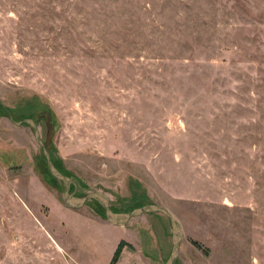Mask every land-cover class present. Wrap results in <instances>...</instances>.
<instances>
[{"label":"rangeland","instance_id":"rangeland-1","mask_svg":"<svg viewBox=\"0 0 264 264\" xmlns=\"http://www.w3.org/2000/svg\"><path fill=\"white\" fill-rule=\"evenodd\" d=\"M9 114L75 197L167 209L173 264H264V0H0V264H164L163 215L68 232L104 210Z\"/></svg>","mask_w":264,"mask_h":264},{"label":"water","instance_id":"water-1","mask_svg":"<svg viewBox=\"0 0 264 264\" xmlns=\"http://www.w3.org/2000/svg\"><path fill=\"white\" fill-rule=\"evenodd\" d=\"M8 117L15 126L19 127L25 124V125H28L33 130L36 142L43 152L49 173L55 179L60 181L64 186V205L65 207H67L68 209L75 210V209L82 208L88 201H91V200L96 201L103 208L106 221L110 225H113L116 227H124L128 224L130 220L136 217H139L141 215H144V214H160V215L165 216L168 219L169 224H170L171 239H172V249L170 251V254L165 264L174 263L175 259L178 256L179 245L182 240V232H181V228H180L178 220L167 209L161 206H158V205L149 204V205H144L142 207L135 208L132 211L127 212V213H114L110 208L109 196L103 192L97 191L93 193H88L81 197H75L77 187L74 181L62 175L52 165L49 152L40 139V132H39V129L35 121L32 119H23L21 121H14V119L12 118L10 114ZM71 185L74 186V191L72 193H68L69 187Z\"/></svg>","mask_w":264,"mask_h":264},{"label":"crops","instance_id":"crops-1","mask_svg":"<svg viewBox=\"0 0 264 264\" xmlns=\"http://www.w3.org/2000/svg\"><path fill=\"white\" fill-rule=\"evenodd\" d=\"M67 208V207H66ZM83 208V207H82ZM82 208H80V209H82ZM68 209V208H67ZM68 215V214H67ZM68 216H71V215H68ZM136 218H138V217H136ZM135 219V218H134ZM72 220H74V221H76L77 223V225H72V224H70V228L68 229V232L70 231V229L71 228H73V230H75V231H78V233L77 234H82V232H84V233H86V234H88V232L91 230V226H97V227H100V228H105V229H108V230H112V228H119V229H121L122 231H125L126 229V227H127V225L133 220H130L129 222H128V224L126 225V226H124V227H116V226H113V225H110V224H108V223H106V222H103V221H100L99 219H97V218H95V217H93V216H91V214H88L87 212H79V213H76V217L75 218H73ZM78 220H81L82 221V223H78ZM64 230H65V234L63 235L64 236V238L66 239L67 238V235L69 234L68 232H67V234H66V227L64 228ZM121 241H123V240H121ZM120 242V241H119ZM124 242L125 243H127L128 245H130L131 246V250H134L135 249V246H134V244L132 243V242H130V241H125L124 240ZM164 244V246H163V249H162V256L165 258V254H167V252H168V242L166 241V243L164 242L163 243ZM128 247H124L123 249H122V251L121 252H125L124 250H126ZM161 256V257H162ZM163 261H164V259H163ZM163 261H162V264H163ZM165 264V263H164Z\"/></svg>","mask_w":264,"mask_h":264},{"label":"trees","instance_id":"trees-1","mask_svg":"<svg viewBox=\"0 0 264 264\" xmlns=\"http://www.w3.org/2000/svg\"><path fill=\"white\" fill-rule=\"evenodd\" d=\"M114 213H116V212H114ZM125 246L128 247V248H131V246L128 245L127 243H125L124 241H121L118 244V246L116 247V250L114 251L113 257H112V259H111L109 264H116L117 263L119 255H120L123 247H125Z\"/></svg>","mask_w":264,"mask_h":264}]
</instances>
